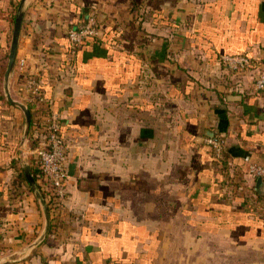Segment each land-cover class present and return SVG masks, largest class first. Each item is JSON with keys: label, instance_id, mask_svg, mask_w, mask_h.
I'll use <instances>...</instances> for the list:
<instances>
[{"label": "crops", "instance_id": "crops-1", "mask_svg": "<svg viewBox=\"0 0 264 264\" xmlns=\"http://www.w3.org/2000/svg\"><path fill=\"white\" fill-rule=\"evenodd\" d=\"M19 3L0 0V264H264V194L245 160L264 165V0L30 1L11 93L36 110L35 74L69 145L66 200L32 248L46 219L17 179L25 117L4 93ZM90 18L98 37L72 47ZM233 54L253 66L227 69Z\"/></svg>", "mask_w": 264, "mask_h": 264}, {"label": "built area", "instance_id": "built-area-1", "mask_svg": "<svg viewBox=\"0 0 264 264\" xmlns=\"http://www.w3.org/2000/svg\"><path fill=\"white\" fill-rule=\"evenodd\" d=\"M94 18L68 31V39L72 45L81 44L89 36H98L100 31ZM221 62L231 71H244L253 66V59L247 54L222 55ZM26 60L21 59L18 67L21 71L26 70ZM257 90H264V71H261L255 79ZM26 89L30 98L37 104L49 101V109L44 116L42 131H35L36 145L30 149L32 157L36 159L40 168V177L45 181L49 193L55 197L59 204H63L67 197L68 173V150L69 145L63 134L62 117L59 112L51 108V101L45 96L41 81L32 73L26 76ZM207 144L212 146L217 158L222 157L225 140L222 135H213L206 139ZM30 142V140H29ZM248 173L254 179L264 180V165L252 162L246 157ZM5 230V224L0 216V240Z\"/></svg>", "mask_w": 264, "mask_h": 264}, {"label": "water", "instance_id": "water-1", "mask_svg": "<svg viewBox=\"0 0 264 264\" xmlns=\"http://www.w3.org/2000/svg\"><path fill=\"white\" fill-rule=\"evenodd\" d=\"M30 1L31 0H20L19 6L16 12L12 40L10 44L9 59H8V64H7V68L5 71V77H4V93H5V97L8 100V102L20 108L24 113L25 121H24L22 138H21L20 145H19V158L22 162L23 172L27 178V181L32 191L35 194L37 201L39 202V204L41 205L43 209L45 219H46L45 229L43 233L41 234V236L30 246V248H32V247L39 246L45 240V238L49 234L52 221H51V215H50L48 204L45 198L43 197L40 189L37 186V183L34 179V176L32 174V171L29 165V156L27 154V149H28L29 135H30L31 123H32V113H31L29 106L26 103L20 100H17L12 96L11 84H10L11 77H12L15 64H16L22 24L24 21L27 8L30 4ZM209 136L212 137L213 133H209ZM255 189L259 194H264V180L262 178L257 179ZM2 261L3 260L0 259V263Z\"/></svg>", "mask_w": 264, "mask_h": 264}, {"label": "trees", "instance_id": "trees-1", "mask_svg": "<svg viewBox=\"0 0 264 264\" xmlns=\"http://www.w3.org/2000/svg\"><path fill=\"white\" fill-rule=\"evenodd\" d=\"M96 24L98 25L97 21H96ZM89 37H94L95 38V37H98V36H89ZM89 37H87L86 39H88ZM84 41L82 43H84ZM69 43H70V41H69ZM81 44H79V45H81ZM70 45L72 47H74V48L79 46V45H72L71 43H70ZM48 109H49V101H48V103L47 102H42L40 104V106L36 110L32 111L31 134H30V137H29V139H30V143H29L30 149H33L35 147L36 143H37V141H36V136L37 135H34L35 134L34 132L35 131H39V132L42 131V124L44 122V116H45V114H46ZM223 139H224V137H223ZM30 167H31V171H32V174L34 176V179H35V181L37 183V186L40 189L43 197L45 198V200H46V202L48 204L50 213L52 214L56 210H60L61 211V205L58 203V201L55 199V197L52 196L49 193V191L46 188L47 185H46L45 181H43V179H41V177L39 175L40 168H39L38 162L36 161V159L34 157L31 159ZM17 179L18 180L19 179L26 180L25 174L21 171L18 174V178Z\"/></svg>", "mask_w": 264, "mask_h": 264}]
</instances>
